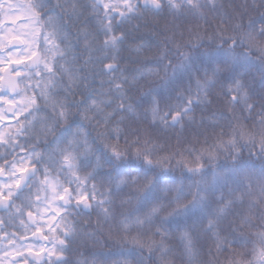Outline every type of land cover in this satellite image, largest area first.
<instances>
[{"label": "snow or ice", "instance_id": "obj_1", "mask_svg": "<svg viewBox=\"0 0 264 264\" xmlns=\"http://www.w3.org/2000/svg\"><path fill=\"white\" fill-rule=\"evenodd\" d=\"M93 212L103 264H264V0H0V264H72Z\"/></svg>", "mask_w": 264, "mask_h": 264}, {"label": "trees", "instance_id": "obj_2", "mask_svg": "<svg viewBox=\"0 0 264 264\" xmlns=\"http://www.w3.org/2000/svg\"><path fill=\"white\" fill-rule=\"evenodd\" d=\"M220 3H222L225 7V10L231 11V8L233 6H239L243 3H245V0H219ZM248 3H251L252 0H247ZM219 19H212V14L209 13V23H204L203 21H200V27L201 30H205L209 28V24H219ZM175 24H182V21H176L174 20L171 16H168L166 14H161L160 16H151V15H146L143 19L141 20H133L130 24H126L124 26L125 30L130 33V40L129 43L125 45L126 49H131L134 47V44L132 43V38L138 37V36H143L147 39H154L157 42L162 41L164 36L160 35L159 33H162L164 28L166 26L171 27ZM137 25H139V28L137 30ZM185 27L187 25H184ZM192 27H196V22H193ZM153 33H157V35L153 36ZM135 43H141L140 40H135ZM124 57L126 59H134L135 58V53L130 52V51H125L123 53ZM147 55V53H145ZM121 67H126L129 69L139 67V64H128V63H123L121 64ZM99 78H97V82L93 84V88H97L99 86L98 84ZM143 86L146 88L148 86V81H143L141 82ZM200 113L197 112L196 116L197 119H199ZM246 115V114H245ZM15 121L13 122V124ZM219 129H217L218 131ZM179 132V129L175 130L174 132L171 133L172 135V143H175V136ZM185 137L191 138L192 135V129L188 128L185 130L183 133ZM0 215H3L0 213ZM80 225L84 228L85 231L87 232H93L95 230L96 235L94 239L87 240L86 243H81L80 241H77V243L72 245V250L67 254L68 259L72 261V264H84L86 261L87 264H103L105 254L108 253L109 251L113 250L115 247L113 241L109 240L107 237V226L105 225L103 230H101L98 225H97V220L98 217L95 212L91 214V216H81L76 218ZM233 219L232 217H229V220ZM88 222L87 224L85 222ZM236 223L239 224V219L236 220ZM13 229H9V231H12ZM247 231V229H245ZM226 233H222L224 235ZM172 244L174 247L179 249V242L178 240L172 241ZM203 244V250L201 252L200 257L198 259H203V260H209L211 257L209 256V250H212V254L215 255V244L213 240L209 237H205L202 240ZM177 264H181V261L178 259Z\"/></svg>", "mask_w": 264, "mask_h": 264}, {"label": "rangeland", "instance_id": "obj_3", "mask_svg": "<svg viewBox=\"0 0 264 264\" xmlns=\"http://www.w3.org/2000/svg\"><path fill=\"white\" fill-rule=\"evenodd\" d=\"M21 23V21H17V24L19 25ZM14 121V120H13ZM8 123H11V121H8Z\"/></svg>", "mask_w": 264, "mask_h": 264}]
</instances>
